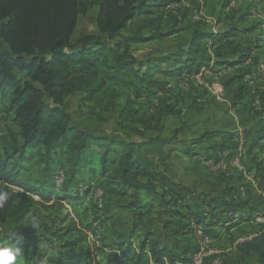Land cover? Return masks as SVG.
I'll return each instance as SVG.
<instances>
[{
	"label": "trees",
	"instance_id": "16d2710c",
	"mask_svg": "<svg viewBox=\"0 0 264 264\" xmlns=\"http://www.w3.org/2000/svg\"><path fill=\"white\" fill-rule=\"evenodd\" d=\"M176 2L0 0V125L10 116L19 128L12 150H0V225L27 231L57 201L68 203L77 220L70 227L76 237L57 246L51 239L19 235L22 254L16 264H189L190 259L170 252L150 232L139 234L150 208L158 220L166 216L167 228L179 218L207 230L227 225V213L239 208L231 199L238 190L233 186L225 194L202 196L165 173L177 140L162 135L163 127L158 135L140 139L96 135L75 121L66 105L76 95L92 102L112 84L141 99L167 90L169 78L235 67L262 47L261 41L240 39L255 28L215 32L212 27L195 30L176 52L139 60L137 46L171 35L147 29L162 22L157 10ZM94 7L96 33H83L74 43L80 19ZM167 63L173 67H164ZM187 149L193 154V147ZM32 160L52 176L64 170L66 183L59 189L54 179L25 181L21 173ZM96 175L104 194L123 199L122 208L135 218L123 241L97 244L88 235L94 221L76 188ZM56 192L60 194L55 197ZM9 243L17 241L0 231V245ZM41 243L52 253L42 252Z\"/></svg>",
	"mask_w": 264,
	"mask_h": 264
},
{
	"label": "rangeland",
	"instance_id": "374dc122",
	"mask_svg": "<svg viewBox=\"0 0 264 264\" xmlns=\"http://www.w3.org/2000/svg\"><path fill=\"white\" fill-rule=\"evenodd\" d=\"M157 11L162 15V22L159 24V21H155L154 26L147 29V32L161 31L171 35L137 46L134 53L139 60H144L152 54L162 56L178 51L189 43L193 32L198 29L208 30L213 27L220 31L233 26L258 27L264 23V19L259 22L260 20L254 17L264 11V0H178L171 6ZM96 12L97 8L94 7L87 16L80 19L73 36L74 43L83 33H96ZM255 32L251 36L241 37L242 43H245L248 37L251 41H261L258 39V30ZM207 55L204 53V56ZM164 67L171 68L173 65L167 63ZM205 72V77L200 71L181 79L169 78L167 90L155 91L141 99H135L131 92L112 84L92 102H83L82 97L76 95L66 99V105L74 120L96 135L140 139L142 136L158 135L163 127L161 134L165 137L179 140L181 143L200 144L197 148L199 159H188L179 153L180 160L174 162L173 171L171 170L175 177L172 178L202 196L225 194L228 186L238 189L231 199L240 204L239 208L235 212L227 213V225L224 223L218 226L227 228L223 235L221 232L207 233L205 231L209 230L205 226L179 218H174L167 228L164 223L166 216L165 219L158 220L154 208H150L145 216L139 234L150 232L154 239L161 241L160 244H166L170 252L190 259L189 264L199 256L200 264H263L264 167L252 168L250 164L242 162L243 154L248 153L242 140L229 144L224 139H216L219 137L216 136L217 133L221 132L223 135L227 130V119L222 115L223 112H218L221 114L219 117L210 111L212 108H220L223 102H217L206 86L198 92L197 85L190 83L191 79L198 82L204 78L205 82L210 84V72ZM228 82L230 81L221 82V88L228 87ZM172 85L173 89L169 91ZM224 103L228 107V103ZM148 126L151 128L148 129ZM18 134L19 128L12 117H7L0 125V150L11 151ZM202 139H205L204 142L198 143ZM225 143L229 145L225 146ZM239 148L241 150L237 152ZM210 156L212 159L204 160ZM220 163L225 166V170L213 166ZM182 173L186 177L182 176ZM260 175H263V179ZM21 176L25 181L35 184L38 181L54 179V176L44 172L37 160L30 161ZM86 181L82 187L76 188V191L83 197L84 207L90 210L91 220L94 221L92 231L88 232L90 239L97 244H101V241L125 240L133 230L135 218L131 212L122 208L124 200L104 194L99 186L98 175L91 179L86 177ZM252 183L256 186H249ZM18 191L19 189H16V192ZM59 194L56 192L55 197ZM193 209L195 210L194 207ZM42 211L38 224L27 231L3 225H0V231L51 239L55 246L76 237L77 234L70 230L75 216L68 203L52 202ZM101 220L105 222L102 223ZM243 223H249V228L240 227ZM78 228L83 230L82 226ZM39 249L48 254L52 253V248L47 243L39 244Z\"/></svg>",
	"mask_w": 264,
	"mask_h": 264
},
{
	"label": "crops",
	"instance_id": "0c3cea01",
	"mask_svg": "<svg viewBox=\"0 0 264 264\" xmlns=\"http://www.w3.org/2000/svg\"><path fill=\"white\" fill-rule=\"evenodd\" d=\"M254 17L260 20L259 22H261V20L264 19V11L255 14ZM232 28H234V26ZM239 28H246V27L242 26ZM247 28H255V29L252 32L242 37L248 35L251 36V34L256 33L255 31L258 30V36H259L258 39L261 40V45H262L260 49H258L253 53L251 57L252 58L251 63L249 64L243 63L235 67H229L227 69L220 70L216 73L208 69L207 70L203 69L202 72L204 77L206 73L205 71L210 72V77L212 82L210 84H207L205 82V79L202 78L198 82L194 79H191L190 83H192V85H197L198 92H201L204 89V86H206V88H208V90L213 95V98L217 102H223L220 104V108L218 109L212 108V110L210 111L211 114H214L219 117H221V114L218 112H223L222 115L225 116V118L227 119L225 123V125L227 126V130H225V133L223 135L221 134V132L219 134L217 133L216 136L219 137L216 139H221V140L224 139L225 141H228L229 144L235 141L239 142V140L240 141L242 140L246 144L248 149L247 151L248 153L243 154L244 158L242 162L247 165L250 164L252 168H256V167L260 168L261 166L264 167V139L260 142L258 141V139L260 140L264 138V71L262 68L264 67V23H262L261 26L258 25V27H247ZM214 31L217 32L216 29H214ZM248 40L251 41L252 39L248 37ZM247 73H254L257 76V81L254 88L249 87L244 82V76ZM226 80L230 81L227 83L228 87L222 89L220 83ZM173 86L174 85L169 87V91L173 89ZM224 102L228 103V107H226ZM209 139L212 140L214 138L209 137ZM204 140L205 139H202L198 143H203ZM226 144L227 143H225V146L229 145ZM199 145L200 144L197 143H191V144L187 142L181 143L178 140L177 144L173 146L175 151L173 152L174 155L172 154V159L165 164L164 167L165 173H167L170 177L175 178L171 174V170L173 168L174 162H176L177 159L180 160V158L178 157L179 153H181L183 157L188 159H190L191 157H194L195 159H199L200 154L197 151ZM188 147H193L194 149L193 154H189L186 152L188 150L187 149ZM240 150L241 149L239 148L236 151L238 152ZM240 154L242 155V153ZM210 159H212V156H210L209 159H204V160H210ZM182 176L186 177L184 173H182ZM260 176L263 179V175ZM249 186L254 187L256 185L255 183H252V185ZM253 225H255V223H253ZM242 226H247L249 228L250 225L249 223H243L241 224L240 227ZM254 228L255 227L253 226V229ZM208 230L209 231H205V232L207 233L221 232L223 235L224 232L227 231V228L222 229L216 227Z\"/></svg>",
	"mask_w": 264,
	"mask_h": 264
},
{
	"label": "built area",
	"instance_id": "2783aa9c",
	"mask_svg": "<svg viewBox=\"0 0 264 264\" xmlns=\"http://www.w3.org/2000/svg\"><path fill=\"white\" fill-rule=\"evenodd\" d=\"M252 61V58H249L248 60L245 61V64H249L251 63ZM263 68V71H264V67ZM256 81H257V76L254 74V73H247L245 76H244V82L251 88H254L255 85H256ZM213 166H215V168H219V169H226L224 165H222V163L220 164H214ZM66 180H67V175L65 173L64 170L62 169H58L57 172L55 173V176H54V183L56 185V187H62L65 183H66ZM38 198V197H36ZM191 264H200V256L199 257H195L193 259V261L191 262Z\"/></svg>",
	"mask_w": 264,
	"mask_h": 264
},
{
	"label": "clouds",
	"instance_id": "9594fccd",
	"mask_svg": "<svg viewBox=\"0 0 264 264\" xmlns=\"http://www.w3.org/2000/svg\"><path fill=\"white\" fill-rule=\"evenodd\" d=\"M34 225V221L32 222ZM12 240L15 239L17 243H9L0 245V264H16L17 257L21 256L22 252L18 246L19 240L22 238L18 233L11 234Z\"/></svg>",
	"mask_w": 264,
	"mask_h": 264
}]
</instances>
